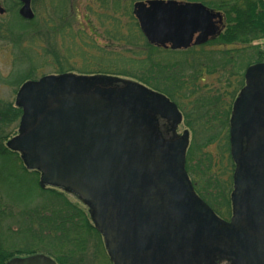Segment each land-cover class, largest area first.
I'll return each mask as SVG.
<instances>
[{
    "label": "flooded vegetation",
    "instance_id": "obj_1",
    "mask_svg": "<svg viewBox=\"0 0 264 264\" xmlns=\"http://www.w3.org/2000/svg\"><path fill=\"white\" fill-rule=\"evenodd\" d=\"M43 1L45 5L41 6L37 0L42 17L64 24L66 32L74 35L77 43L83 38L91 39L89 35L98 40L102 38L105 44H98L101 49H117L121 45L129 48L125 50L135 49L138 35L151 44L136 16L138 4L151 8L153 5L173 6L170 5L173 3L174 7L217 16L212 19L218 27L217 32L206 43L194 44L203 33L198 31L188 49L174 50L171 45H153L167 51L204 49L212 52L213 49L207 48H242L244 46L234 43H217L218 38L231 30L228 18L237 17V9L247 15L249 4H255L251 8H255L257 14L264 13V0ZM32 9L35 13L37 7L33 0ZM2 10L0 14H5L7 8ZM92 18L99 21L98 26H94ZM262 62L264 60L246 66L236 87H226L218 93L216 110L226 121V138L223 134L221 141L227 145V153L199 157L200 145L191 139L199 123H193L183 107L168 94L132 78L67 72L102 81L100 88L104 89V94L108 93L105 96L118 95L119 99L126 97L125 101L129 97L136 106V111L130 113L104 101L102 94L93 89L85 90L82 101H69L71 108L93 113L86 116L92 120L91 125L101 138L105 154L99 169L89 176L85 173L67 176L61 169L58 170L61 173L49 175L43 164L29 168L24 153L7 146L12 138L21 134L19 128L17 134L4 143L12 153L8 157H12L23 172L33 176L39 189L54 194L56 199L57 194L63 196L60 211L64 214L72 206L85 212L89 225L85 228L84 255L80 254L82 264H264V79L259 77L248 81L246 77L249 67ZM125 81L140 83L168 98L177 106L181 121L174 119L175 114L167 103L154 114V125L144 122L156 101L144 98L138 90L121 94L126 87ZM67 86L65 82L64 87L59 84L58 92L50 91L57 97H52L55 100L49 101L50 106L64 100L61 98L70 97ZM195 89L199 93L200 87ZM32 96L33 93H25L23 100ZM94 96L100 98L92 99ZM197 102L193 103L194 114L199 109ZM140 104L148 107H139ZM215 124L220 123L217 120L212 126ZM233 137L238 139L240 149L236 156L233 154ZM186 138L188 145L182 157L181 147ZM71 144L68 141L65 147L71 150ZM214 144L215 139L205 143ZM2 159L7 160V156ZM214 167L219 169L214 170ZM68 195L79 202L69 200ZM22 203H0V264L35 255L47 256L59 264L55 255L62 249L64 252L71 248V237L67 229L57 231L56 203L47 202V205L33 209L39 222L40 219L48 222L49 234L55 239H42L43 251L39 248L22 250L7 238L8 228L17 232V229L13 231V226H8V221L16 224L15 218H25L26 208L21 206ZM15 207L20 209L16 214L10 211ZM60 238L64 244L56 242ZM90 238L95 240L94 253H89ZM102 256L105 262L101 261Z\"/></svg>",
    "mask_w": 264,
    "mask_h": 264
},
{
    "label": "trees",
    "instance_id": "obj_2",
    "mask_svg": "<svg viewBox=\"0 0 264 264\" xmlns=\"http://www.w3.org/2000/svg\"><path fill=\"white\" fill-rule=\"evenodd\" d=\"M33 3L37 7L33 20H25L19 15V8L22 4L18 0H8L6 10L8 15L6 19L0 20V43L10 47L13 58V71L7 84L14 87L21 86L26 81L36 78L41 69L48 67L57 74L76 72L129 77L168 94L172 100L180 104L179 100L184 90L185 96L183 97L190 98L196 94L195 88L198 86L195 83L205 81L204 74H219L223 76H220V86L217 89L204 87L206 93H201V98L197 102L200 107L196 120L200 129L208 136L215 121L218 120L222 125L226 124L222 118L223 115L216 110L218 93L226 87H236L243 78L245 66L264 60V48L256 44L264 39V13L263 15L257 14L256 9L251 8L255 4H249L247 15L241 9H237L235 11L237 17L228 18L231 30L218 38L217 43H234L244 47L217 51L219 56L217 61L213 56L215 52H208L204 49L167 51L149 44L142 35H138L136 36V48L127 50L134 58H116L115 60L121 64H129L132 70L117 71L114 68L117 67L116 64H112L111 61L107 63L99 56L105 54L106 50L95 46V42L89 38H83L81 43H77L78 41L74 40L75 36L66 32L64 24H57L56 20L50 17H42L37 0H33ZM40 5L44 6L45 2L40 0ZM167 52L191 56L187 59H192L193 68L191 70L193 72L188 75V80H185L183 71L172 67L169 61H163ZM74 58H80L86 63L78 67L71 62ZM90 59L94 60L93 64L90 62L87 64ZM18 74L20 76L14 80V76ZM0 83H2L1 76ZM202 89L201 86L199 92ZM2 104L0 98V156L1 158L7 156L6 162L16 163L12 157H8L12 153L6 149L4 143L8 138L17 134V124L23 112L14 102L9 101L3 104V108ZM214 139L211 136L205 143ZM7 176L13 177L11 174ZM62 198L61 194H57V201H64ZM55 225L58 232L60 229L63 232L65 229L69 230L71 237V248L64 252L63 249L58 251L55 255L56 260L59 264H82V258L79 255L85 251V228L89 225L85 212L76 206H72L67 214L57 209Z\"/></svg>",
    "mask_w": 264,
    "mask_h": 264
},
{
    "label": "water",
    "instance_id": "obj_3",
    "mask_svg": "<svg viewBox=\"0 0 264 264\" xmlns=\"http://www.w3.org/2000/svg\"><path fill=\"white\" fill-rule=\"evenodd\" d=\"M19 1L22 3L19 15L25 20H33L35 13L32 9V0ZM170 5L173 6L153 5L151 8H146L145 5L138 4L136 7V16L141 28L152 45L163 47L171 45L174 50L188 49L193 43L196 32L202 31L203 33L198 36L194 42L195 45L206 43L210 36L216 34L218 27L214 25L212 19L217 16H206L196 9L174 7L175 4L173 3ZM0 10V12H3L2 9ZM246 77L248 81L259 77L264 79V62L249 67ZM65 82L68 84L66 92H69L70 97L61 98L64 100L57 102V104L52 103L51 105L54 104L53 107L50 106L49 101L55 100L52 98L55 96H52L50 91L58 92L60 89L59 84L64 87ZM124 83L126 87L120 91L124 92L121 94H125L130 90H138L144 98L147 97L153 102L156 101L155 106L150 109V113L146 114L144 122L154 125L156 123L154 114L158 112L159 107L167 103L175 114L174 119L178 122L181 121V114L177 106L171 103L168 98L140 83L132 81H125ZM101 84L102 81L95 78L68 73L60 76L46 75L38 81L25 82L19 89L16 100V105L23 108L19 126L21 134L12 138L7 146L16 151H22L29 168H34L37 164L45 165L48 168L49 175L61 173L58 171L59 169L67 176L83 173L88 176L92 175L93 171L99 169V163L105 157L103 144L91 125L92 120L86 116L93 113H82L79 109L71 108L69 101H82L81 95H86L85 90L89 92L93 89L102 94L104 101L110 102L120 109L129 110L130 113L136 111V106L134 102L130 101L129 97L125 101L124 98L126 97L119 99L118 95L112 98L105 96L108 93L104 94V89L100 88ZM61 91L62 94H65L64 90ZM28 92L33 93V96L23 100L24 94ZM86 98H89V96ZM99 98L92 97V99L97 100ZM141 107L147 108L148 105L143 104ZM68 141L72 143L71 150L65 147ZM232 144L233 154L236 156L240 152L238 139L233 137ZM187 145L186 138V142L181 147L180 154L182 157ZM60 157H63L62 162H60ZM10 264L57 263L47 256L35 255L15 259Z\"/></svg>",
    "mask_w": 264,
    "mask_h": 264
},
{
    "label": "rangeland",
    "instance_id": "obj_4",
    "mask_svg": "<svg viewBox=\"0 0 264 264\" xmlns=\"http://www.w3.org/2000/svg\"><path fill=\"white\" fill-rule=\"evenodd\" d=\"M7 6H8V0H0V9L2 8L6 9ZM7 15H8L7 13L0 14V20L2 18L6 19ZM92 23L94 24V26H98L99 21L97 19L92 18ZM89 37L97 44V45L94 44L95 46L99 47L98 44H100L101 46L103 45V43L105 44V41L101 40L102 38L98 40L94 36L92 37L91 35H89ZM256 44H260V46L264 48V39ZM9 49L10 47L8 48L7 46L2 45V43H0V76L2 78V83H0V98L4 105L5 103L9 101L16 103L17 95L20 89V86L14 87L13 85L7 84V82L10 79V75L13 71V58H12V55ZM125 49H129V48H127L125 45H121V47L117 49H110V48L104 49L106 50V53L100 54L99 56L101 57L103 61L107 63L111 61L112 64H116L117 67L115 65H111V66L112 67L115 66L114 68L117 71L121 69H126L128 71H131L132 69L130 68L129 64L127 63L121 64L117 61L115 62L116 58H126V59L134 58L132 54L129 53ZM207 49L208 50L213 49L212 52H215L213 54V56L215 57L214 58L215 61L219 60L217 51L228 50V48L226 47L219 48V49L210 47V49L209 48ZM164 56L165 57L163 61L165 62L169 61L168 63L170 64L172 63V67L176 68L177 70L183 71L185 80H188L189 78L188 75H190L193 72V70H191V68H193L192 59H187L188 57L191 58V56L173 54L169 52L165 53ZM125 61H128V60H125ZM71 62L76 64L78 67H81L86 63L84 60L80 58H74L71 60ZM89 62L90 64H93L94 60L90 59L87 62V64ZM51 74H55L53 69L45 67L44 69L40 70V73L36 78H33L31 80L33 81L39 80L41 77L46 76V75H51ZM76 74H79V73H76ZM19 76H20L19 74L17 76H14L15 78L14 80L18 79ZM220 76L219 74H214V75L204 74L203 78H205V82H200L197 80L199 83V85L197 86L198 87L202 86L203 89L201 90V92L193 94V96H191L190 98L183 97L185 96V90L183 91V94H182L183 96L179 100V103L183 107L185 114L188 117L192 118L193 123H197L196 119L198 117L196 115L197 113H199L198 111H196V113L194 114L193 103L197 100L199 101V99L201 98L200 97L201 93L203 94L206 93V88L204 87L207 86L208 89L210 88L217 89L220 86L219 80L221 77H223V76L221 77ZM125 78H129V77H125ZM3 104H2V108L4 107ZM196 106L200 107V104H197ZM17 125L19 128L20 121H19V124ZM184 127L185 126H183V129ZM18 128L16 131H18ZM226 129H227L226 125L215 124L212 127V130L209 136L205 135L203 131L200 129V127H198L195 130L194 137H191V139L194 138V140H196L197 146L200 145L198 147L200 149L199 157L208 158V156H211V154L214 156L216 153H223V152L227 153V145H225V143L221 141L223 134L225 135V138H226ZM211 136H213V139L215 138L216 144L212 146L205 145V142H207V140ZM218 145H220L219 149H217ZM213 169L217 170L219 169V167L217 168L214 167ZM8 174H11L13 177L7 176ZM5 175L7 176V178ZM67 198H69V200L73 201L74 203L79 202L78 199L75 198L74 196L68 195ZM60 201H57V199L54 197V194H50V192H45L41 190V188L39 189L35 185V181H33V176L28 175L25 172H23L21 168H19L15 162H12V161L6 162V160L0 157V203L10 202V203L19 204L23 202L21 206L26 208L25 218H22V217L19 219L15 218L14 221L16 222V224H14L12 221H8V226L9 227L13 226L12 227L13 231L17 229V232H12L8 228V231L6 232L7 238L13 245H17L19 248L25 251L31 250V249H37V248H39L40 251H43L45 248H44V245L41 243V240L51 238L49 234L50 229L48 228L49 224L47 221H43L41 219L39 222L33 209L35 207H38V205H40V207H42L43 205H47V202L56 203L57 209H60V205H61ZM19 210H20L19 207H15L14 210L12 209L10 211H13V213L16 214L19 212ZM17 220L19 223H17ZM38 239H40L39 242H38ZM52 240H55V239H52ZM56 242L59 244H64L63 239L61 238L57 239ZM88 242H89V253H94L95 247H93V245L95 244V240L90 238ZM101 261L105 262V259L103 256H102Z\"/></svg>",
    "mask_w": 264,
    "mask_h": 264
}]
</instances>
